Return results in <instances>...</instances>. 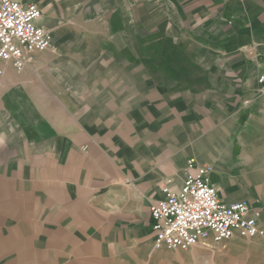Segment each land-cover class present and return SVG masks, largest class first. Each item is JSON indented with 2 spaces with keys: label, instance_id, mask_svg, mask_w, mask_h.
I'll list each match as a JSON object with an SVG mask.
<instances>
[{
  "label": "crops",
  "instance_id": "crops-1",
  "mask_svg": "<svg viewBox=\"0 0 264 264\" xmlns=\"http://www.w3.org/2000/svg\"><path fill=\"white\" fill-rule=\"evenodd\" d=\"M53 46L0 63V264H141L189 159L264 228V0H21Z\"/></svg>",
  "mask_w": 264,
  "mask_h": 264
},
{
  "label": "built area",
  "instance_id": "built-area-1",
  "mask_svg": "<svg viewBox=\"0 0 264 264\" xmlns=\"http://www.w3.org/2000/svg\"><path fill=\"white\" fill-rule=\"evenodd\" d=\"M43 12L37 3L0 0V63L10 62L22 72L37 52L53 46L51 30L38 24ZM264 94V67L258 79ZM213 168L189 159L185 179L176 190L170 178L162 187L164 197L150 207L156 250L187 251L207 242L264 236L261 209L249 201L226 202L212 183Z\"/></svg>",
  "mask_w": 264,
  "mask_h": 264
},
{
  "label": "rangeland",
  "instance_id": "rangeland-1",
  "mask_svg": "<svg viewBox=\"0 0 264 264\" xmlns=\"http://www.w3.org/2000/svg\"><path fill=\"white\" fill-rule=\"evenodd\" d=\"M141 264H264V236L207 242L190 250H154Z\"/></svg>",
  "mask_w": 264,
  "mask_h": 264
}]
</instances>
